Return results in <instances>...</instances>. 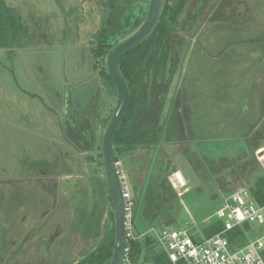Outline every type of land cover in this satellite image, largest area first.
Listing matches in <instances>:
<instances>
[{
  "label": "rangeland",
  "instance_id": "374dc122",
  "mask_svg": "<svg viewBox=\"0 0 264 264\" xmlns=\"http://www.w3.org/2000/svg\"><path fill=\"white\" fill-rule=\"evenodd\" d=\"M5 1H7V5L13 11H16V17L24 25L30 26L29 31L33 28L47 31L46 36H48L50 41L48 44L46 42L44 46L48 45L51 49L46 53H42L41 60L44 62L48 56L49 61H47L45 66L49 67L50 75H52L54 81L62 83L65 80L64 77L76 80L77 78L90 77L93 69L95 70V60L97 69L100 70L103 66L104 73L107 72L105 54H99V59L97 60L96 55L90 52L91 47L89 48V46L87 48L88 61L82 66H77L72 55L76 42L80 40L81 33H78L79 30H83L82 34H84L85 30L94 32L100 25L101 28L103 26L102 21L100 20L99 22V9L96 7L94 0ZM138 1L137 3L144 5V1ZM212 1H209V4L202 12H199L200 16L198 15L195 19V23L199 18L202 21L198 30L193 35L194 37L185 55L186 58L180 73V75L182 74L180 89L181 87L183 89H178L179 80L173 97L169 99V110L172 113L181 101V115L183 116L186 110L190 116V134L192 135L190 138L194 143V149H200V158L209 155L210 159L215 160L222 156L227 158V160H224L226 165L231 166V170L234 172L238 171V173L239 167L242 164H247L248 166L245 172L246 175L244 176L240 175L236 179L233 174L228 175V183H230L228 187L230 188L227 189L222 187L220 179L226 175L223 172H229L231 171L230 169L223 171L222 167L216 166L214 171H218V174L211 175L207 168H202L200 171L198 170L196 175L195 170L191 168V173L195 176L196 184L181 193L179 198L182 208L175 214L177 222L172 223L170 226L174 228L183 227L190 235L195 237L198 235L201 237L207 236L205 229H208L212 222H217V224L223 222L225 224L229 221L228 217L218 220L216 216L217 209L222 205L223 196L228 195V193L240 186H246L251 189L253 183L252 181H248L249 172L256 169H260L261 171V167L263 168V164L258 157V149L254 155L248 153L249 147L246 135L254 127V130L250 133L251 137L256 136L257 140L264 143V74L260 73V69H256L255 71L258 73L254 74V77L248 76L244 78L242 76L244 66L242 65L238 72L239 77L234 75L230 80L233 83L242 81L246 87L228 88L220 84L219 71L220 69H234L238 65L236 58L239 60L244 59L235 53L239 49L238 46H243L242 42L244 40H249L254 34H258L259 36L264 35V0H236L232 7L228 6L229 1H227L226 5L221 7L218 13L216 5L219 3V0ZM129 3L130 0H118V6L111 17L110 24L108 23V25L103 27V30L97 37V41L95 40L101 49H103L104 45L100 37H103L102 34L104 33L110 36L115 30L119 29L123 21L122 17ZM246 8L249 9L247 10ZM215 9L217 14L215 13ZM221 12L225 13L218 15ZM190 31L187 33L182 32L186 36V39ZM83 37L81 36V39ZM79 43L81 44V41ZM84 43L86 44L87 42L84 40ZM59 44H63L60 48L61 51L63 50L62 52L59 49ZM12 54L10 49L0 47V144H12L14 140H12L11 136H7L8 132H14L12 134H15L20 129V124L14 120V105L9 100H6L11 99L16 101L17 99H22L19 98L22 94H19L13 69L15 67L19 69L16 73L18 75L25 76L29 74V76H32L35 74V70L29 66L31 61L29 60L30 53L21 52L18 49L15 53L17 54L15 59V54L13 56ZM33 56H31L32 60ZM256 58H258V62L255 61ZM246 60L251 62L250 59ZM253 61L255 65L264 67L263 54L255 52ZM24 100L30 104V100L27 98H24ZM176 111L177 109H175ZM169 119L170 117H167L164 124H168ZM168 128L169 126L167 127V131ZM167 131L164 135H166ZM176 142L179 141L174 140L170 143L175 144ZM31 143L30 145L37 146L41 141L38 139L37 143ZM162 144H166V147L163 145V150ZM169 144L166 141H161L154 145L152 150H150L151 154L156 153L153 155L156 157L152 163L149 160V151L146 147L138 146L135 150L127 151L120 148L116 149L115 156H118L122 160L121 169L126 173V168L128 167L136 176L135 182L133 184L130 183L133 198L135 197V186L144 177V172L149 173L147 169L150 164L152 169H150L149 175L152 174L151 176L157 175L159 172L158 164L163 169L167 165L169 157L166 155L165 149H170ZM7 146L6 148L18 149L16 144ZM44 146L48 147L46 143H44ZM16 152H7L5 156L8 165L6 168L9 170L15 168ZM20 155L23 156L22 152ZM173 160L179 169L178 160L175 156ZM147 161H149V165ZM0 164L4 167L2 163ZM177 176L183 179V176L179 172ZM144 178L146 181L147 179L150 180L148 177ZM91 186L92 183L81 186L74 202H71L74 205V221L77 225L83 222V217L86 215L88 217H95L98 213H102L98 205H101L100 202L103 199L95 196V194L98 195V192ZM71 189L76 193V187ZM101 192V195L104 197L105 227H107L109 244L112 239H115V213L108 182L105 183V188H102ZM216 194L219 195L217 198H214ZM23 197L30 202L33 201L30 195L25 194ZM173 207V205H169L167 208L168 212L173 211ZM142 209L143 205L141 201L138 209L134 212V229L136 234L150 227L149 220L144 216ZM162 212L163 209H161L158 219L155 220L156 224L163 223L162 218L164 215H162ZM250 232L254 238H258L263 235L262 226L253 225ZM95 249L93 248V251ZM139 264H142L141 261Z\"/></svg>",
  "mask_w": 264,
  "mask_h": 264
},
{
  "label": "flooded vegetation",
  "instance_id": "af4514ba",
  "mask_svg": "<svg viewBox=\"0 0 264 264\" xmlns=\"http://www.w3.org/2000/svg\"><path fill=\"white\" fill-rule=\"evenodd\" d=\"M98 9L100 22L101 8ZM100 28L101 25L94 32L85 30L84 34L83 30L78 31L80 40L72 50L77 66L88 61V46L99 59L96 41ZM33 29L23 32L24 38L14 39L12 47H4L11 50L12 56L18 49L34 55L33 60L30 56L29 66L35 74L18 75L19 69L15 67L13 73L22 99H6L14 105V120L20 129L15 134L8 132L7 136L14 140L12 144H0V163L4 165L0 164V264H78L91 256L93 248L108 244L101 195L107 183L102 144L118 91L103 66L97 69L96 60L90 77L54 81L45 66L48 56L44 62L41 60L42 53L51 49L44 46L50 41L47 31ZM59 45L60 49L63 44ZM107 53L104 57L108 73ZM38 139L40 144L30 145ZM15 144L17 150L6 148ZM13 151H17L15 168L9 170L5 156ZM114 151L116 155L115 144ZM126 177L130 183L135 182L136 176L128 167ZM87 183H92L91 187L98 192L95 196L103 199L98 205L102 213L95 217L86 215L77 225L71 202ZM73 187L77 188L76 193ZM25 194L33 198V203L23 197Z\"/></svg>",
  "mask_w": 264,
  "mask_h": 264
},
{
  "label": "trees",
  "instance_id": "16d2710c",
  "mask_svg": "<svg viewBox=\"0 0 264 264\" xmlns=\"http://www.w3.org/2000/svg\"><path fill=\"white\" fill-rule=\"evenodd\" d=\"M94 1L96 7L101 8L100 13L103 26L98 30L99 32L97 31L99 34L103 30V27L108 25L112 20L111 17L118 6V0ZM137 1L130 0L122 17V24L118 30H115L110 36H107L105 33L102 34L103 37L101 36L100 40L104 47L97 50L101 54H106L117 41L131 34L144 21L150 0H142L144 1V5L137 3ZM209 1L167 0L162 20L149 38L122 56L121 68L130 85L131 104L126 119L116 133V149L120 148L125 151L135 150L139 146L146 147L149 150L152 145L161 141L170 143L174 140H191L190 116L185 109V114L181 115V101L175 108L177 111L175 112L174 109L170 113L169 96L167 95L187 40L182 32L187 33L192 29L195 19L209 4ZM227 1H229V4L227 3L228 6L232 7L236 0H219V3L216 5L217 13L221 10V7L226 5ZM7 4V1L0 0V47L9 48L13 46L14 39L20 40L21 34L29 31L30 26L24 25L16 17V11H13ZM224 13L221 12L218 15H223ZM106 74L109 76L107 72ZM167 117H170L169 123L164 124ZM253 130L254 127L247 133L246 139L249 147L248 153L254 155L257 149L264 146V143L257 140L256 136L251 137L250 133ZM166 131L167 133L164 135ZM208 156L196 158L193 162L196 171L207 168L211 175H217L218 171H214L216 166L222 167L223 171L227 169L231 170V166L226 165V162H224L227 158L221 156L214 160ZM117 159L121 160L118 156ZM247 166V164H242L239 167V173L232 170L223 172L226 175L220 179L222 187L226 189L230 188L228 187L230 184L228 183V175L233 174L236 179L240 175H246ZM158 168L159 172L157 175L154 174V176H151L152 174L149 175L150 171L148 168L149 173H146V178L148 177L151 181L148 179L144 181L137 205L138 209L139 203L142 201V211L144 216L149 220L150 227L176 223L177 218L175 214L182 208L180 205V195H178V191L172 185L169 176L176 170V167L170 166L167 163L164 169L159 167V164ZM261 171L260 169L251 170L248 175V181H252V192L259 202L264 204V170L262 167ZM169 205L174 206L173 211L168 212L167 208ZM161 209H163L162 215H164L162 218L163 223L156 224L155 220L158 219ZM136 210L133 211L132 215L133 223H135L134 212ZM220 227L221 224L212 222L210 227L205 229L206 235H213ZM230 234L233 241L236 239L239 243L248 241L247 235L240 227L230 231ZM194 238L198 240L202 237L198 235L194 236ZM114 246L115 239H112L109 244L99 246L91 256L83 259L78 264H109ZM128 246L129 255L134 261H138L137 264L140 261L142 264H173L170 256L151 236L130 239Z\"/></svg>",
  "mask_w": 264,
  "mask_h": 264
},
{
  "label": "built area",
  "instance_id": "2783aa9c",
  "mask_svg": "<svg viewBox=\"0 0 264 264\" xmlns=\"http://www.w3.org/2000/svg\"><path fill=\"white\" fill-rule=\"evenodd\" d=\"M263 148L264 146L258 151ZM258 157L264 170V154ZM117 165L126 197L128 243L130 239L151 236L170 256L173 264H264V204L259 202L249 187L240 186L223 196L222 205L217 209L216 216L218 220L228 217L229 221L225 224L222 222L220 229L211 236L196 240L183 227L174 228L170 225L151 226L138 235L133 223L134 198L131 194L130 181L121 169L122 160L117 159ZM177 175L178 172L174 174ZM171 180L178 189L179 186L175 184L173 178ZM253 225L262 226L263 235L254 238L250 232ZM238 227L247 235V242L239 243L237 239L234 241L231 239L230 231ZM129 254L127 246L122 264H137L138 261H134Z\"/></svg>",
  "mask_w": 264,
  "mask_h": 264
},
{
  "label": "water",
  "instance_id": "95a60500",
  "mask_svg": "<svg viewBox=\"0 0 264 264\" xmlns=\"http://www.w3.org/2000/svg\"><path fill=\"white\" fill-rule=\"evenodd\" d=\"M217 0H213L215 2ZM167 0H150L147 13L145 15L144 21L129 35L123 37L119 41H117L114 46L108 51L107 58V70L111 78H113L117 87V102L115 105L114 112L111 116L110 121L108 122L104 134H103V144H102V153L105 162V171L106 177L109 187L110 196L113 200L114 213H115V246L111 255V260L109 264H122L125 254L126 248L128 246V236H127V212H126V197H124L123 192V180L120 176V170L117 165V157L115 156L114 151V141L117 131L122 126L124 120L126 119V115L128 113L131 97H130V88L127 82L126 77L124 76L121 68L122 56L133 50L135 47L140 45L142 42L147 40L149 36L153 33L156 27L162 20V15L165 10ZM202 19L199 18L197 22L194 24L192 30L188 34V38L186 40L182 58L178 64V69L174 73V78L171 82L168 95L169 99L173 97L175 93V89L180 80V73L182 71L183 63L186 58V53L188 51L191 40L193 39V35L199 28ZM258 156H262L264 154V148L257 151ZM178 166L180 169V174L184 176L187 181L185 183L182 182L178 176H174L173 180L176 185H178L179 191H185L196 184V179L194 175H192L190 169L188 168L186 162L182 157H178ZM145 174V172H144ZM138 184L134 193V208L135 211L137 209L139 195L141 194L143 188V181ZM219 194H216L214 198H217Z\"/></svg>",
  "mask_w": 264,
  "mask_h": 264
},
{
  "label": "crops",
  "instance_id": "0c3cea01",
  "mask_svg": "<svg viewBox=\"0 0 264 264\" xmlns=\"http://www.w3.org/2000/svg\"><path fill=\"white\" fill-rule=\"evenodd\" d=\"M242 44H243V46H241V47L238 46L239 49L236 50L235 53H236V55H238L239 57H242L244 59L239 60L236 58V62L238 65L236 67H234V69L233 68L232 69H224V70L220 69V71H219L220 84L225 85L228 88L246 87V85L242 81H238L237 83H235V82L233 83L230 80V78L234 77V75L239 77L238 72L241 69L242 65L244 66L242 69L243 70L242 76L244 78L248 77V76L254 77V74L258 73V72L256 73V71H255L256 69H260V73L264 74V67H260L259 65H255L254 61L252 62L255 52H257V53L259 52V53L264 55V35L259 36L258 34H254L249 40H244L242 42ZM247 45H249V46H247ZM246 59H250L251 62H249V60H246ZM255 61L258 62V58H256ZM181 80H182V76L180 78L178 89H180ZM181 89H183V87H181ZM163 145L166 147V144H162V150L164 147ZM153 147H154V145H152L148 150L149 151L148 156H149V159L151 160V163L153 162V160L156 157V156L155 157L153 156L156 154L155 152L153 154L150 153V150H152ZM169 147H170V149H168V148L165 149L166 153H167V154L166 153L165 154L168 155V157H169V160L167 162L168 165L176 167V163H174V160H173L174 156H175V158H178L180 156L184 159V161L186 162L190 171H191V168H193V170H195V166H194L193 162L196 160L197 157L200 158V149H198V148L194 149L195 146H194V143L192 142V140H183V141L176 142L175 144L170 143ZM148 168H149V171H150V169H152L151 164ZM179 171L180 170L178 169V167H176V170H174L172 172V174L169 175L170 180L172 179V177H174V174L179 172ZM197 172H198V170L197 171L195 170L196 175H197ZM186 181H187V179L183 176L182 182L185 183ZM178 192H179V195H181L182 191H178Z\"/></svg>",
  "mask_w": 264,
  "mask_h": 264
}]
</instances>
